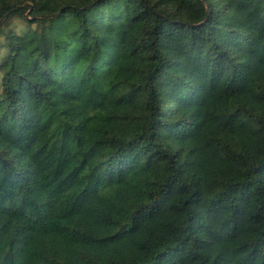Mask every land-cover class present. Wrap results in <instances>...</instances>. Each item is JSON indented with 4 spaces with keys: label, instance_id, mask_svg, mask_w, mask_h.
<instances>
[{
    "label": "trees",
    "instance_id": "obj_1",
    "mask_svg": "<svg viewBox=\"0 0 264 264\" xmlns=\"http://www.w3.org/2000/svg\"><path fill=\"white\" fill-rule=\"evenodd\" d=\"M0 264H264V0H0Z\"/></svg>",
    "mask_w": 264,
    "mask_h": 264
},
{
    "label": "rangeland",
    "instance_id": "obj_2",
    "mask_svg": "<svg viewBox=\"0 0 264 264\" xmlns=\"http://www.w3.org/2000/svg\"><path fill=\"white\" fill-rule=\"evenodd\" d=\"M23 22V19L20 18V17H14L11 22L9 23V26H13L15 24H19V23H22ZM3 40V37L1 38V41Z\"/></svg>",
    "mask_w": 264,
    "mask_h": 264
},
{
    "label": "water",
    "instance_id": "obj_3",
    "mask_svg": "<svg viewBox=\"0 0 264 264\" xmlns=\"http://www.w3.org/2000/svg\"><path fill=\"white\" fill-rule=\"evenodd\" d=\"M27 5H29V3H27ZM28 16H29V12H28V14H27Z\"/></svg>",
    "mask_w": 264,
    "mask_h": 264
}]
</instances>
